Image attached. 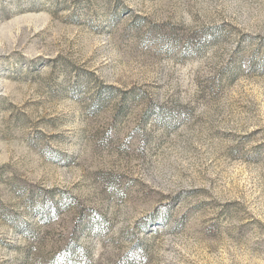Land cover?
Segmentation results:
<instances>
[{"label":"rangeland","instance_id":"374dc122","mask_svg":"<svg viewBox=\"0 0 264 264\" xmlns=\"http://www.w3.org/2000/svg\"><path fill=\"white\" fill-rule=\"evenodd\" d=\"M0 264H264V0H0Z\"/></svg>","mask_w":264,"mask_h":264}]
</instances>
